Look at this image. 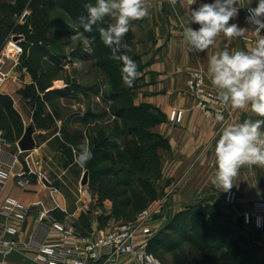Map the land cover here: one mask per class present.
<instances>
[{"label":"crops","instance_id":"1","mask_svg":"<svg viewBox=\"0 0 264 264\" xmlns=\"http://www.w3.org/2000/svg\"><path fill=\"white\" fill-rule=\"evenodd\" d=\"M213 2L214 0H196V3L189 5L187 0H176L175 4L170 3L169 0H147L149 15L141 20L130 22L132 43L126 48L125 55L135 61L139 73L138 78L133 82L130 102L135 106H149L153 112L161 116L148 128L153 136L162 139V143L156 147L159 175L156 181L158 195L151 203L155 206L151 220L153 234L197 203H201L203 209L207 208L211 213L219 210L231 221L245 227L242 225L240 215L245 206L240 204L224 206L221 193L210 187L209 178L215 167L214 146L221 129L229 124L243 122L245 119L256 120L260 117H257L250 109L234 110L231 107H226L222 113L215 116L206 115L199 108L196 98L186 85L189 74L194 70H200L204 74L206 87L216 90L211 85L208 58L225 49L231 52L250 48L256 39V37H249L250 34L246 38L234 39H227L221 34L216 38L214 45L206 51H188L187 47L182 44L183 28L189 26L193 29L199 28L198 24H189L190 12L203 3ZM241 3L244 6L239 8L238 16L230 20L229 23H235L240 27L249 29V24L246 23L245 19L244 7L248 4L256 5L257 0H241ZM110 19L115 22L114 17L110 16ZM9 35L5 36L4 40ZM81 66L80 62L74 60L66 65L65 69L72 67L80 71ZM16 74L18 73L14 70L12 77H15ZM69 76L70 79H64L63 83L68 91L65 94L67 95L66 98L68 101H72L64 105L70 109L64 117L54 118L55 121L50 126H33V105L27 103L26 98L28 96L15 90L20 87L16 78L9 80L10 76L0 90V94H8L12 97V113L20 115L21 120L25 123V128L32 126V137L35 142L34 147L30 150H21L18 147V141L25 131L24 128L22 135L15 141L14 147L9 141L3 146L5 160H11V156L16 154L18 149L21 150L17 154V158L30 178V182L22 187L16 183L15 177H11L0 190V203L6 196H12L31 206L24 221L9 220V223L19 228L20 232L15 237L21 241H26L34 231L39 209L48 210L59 220L64 219L66 214H71L70 210L68 211L66 208L67 206H65L66 212L64 214L51 211L50 203L52 200L54 199L56 204L60 205L61 201L55 198V194L49 190V186L46 187L45 185V188H41L33 182V172H35L33 160L35 159H39L41 162L44 177L39 174V178L40 180L43 179L45 184L51 183V181L46 180L45 167L50 165L64 167L67 162L68 165L75 162L76 149L74 154V145L67 142L70 148L66 152L63 150L61 141L64 140L62 139L61 121H64V124L74 131H79L81 141L90 148L91 129L89 130L87 127L94 125L95 122L89 119L88 122L84 123L83 104L76 98L83 96L82 88L90 84L84 83V77H80L77 73H70ZM31 82L32 80H30ZM71 83H73L72 86ZM56 86L54 84L46 87L44 91L54 89ZM46 105L48 106V104ZM172 108L184 110L180 123L175 124L167 120V115ZM45 114L47 113L43 112L42 115ZM217 116H222L223 120H218ZM0 129L4 134V130L1 127ZM94 134L95 131H93ZM233 188L244 198L264 197V169L247 166L241 168ZM103 209L94 214L89 213L92 215L91 218L89 217V221L82 225H77L75 221L80 212L75 215L71 214L75 221L76 231L80 235L102 234L120 222L117 214L112 211L109 200L104 201ZM99 213H103L102 219H98L96 214ZM248 230L254 229L248 227ZM252 235L253 242L260 247L261 252H264V236L255 230ZM36 238L39 240L41 234H38ZM33 255L32 249H17L0 255V261L13 264H30ZM119 259L111 264H118ZM127 262L123 263L127 264Z\"/></svg>","mask_w":264,"mask_h":264},{"label":"rangeland","instance_id":"2","mask_svg":"<svg viewBox=\"0 0 264 264\" xmlns=\"http://www.w3.org/2000/svg\"><path fill=\"white\" fill-rule=\"evenodd\" d=\"M5 1L13 9V13L10 16L12 26L7 30L6 36L10 33L18 32L23 33L25 36L23 41L24 52L18 66L13 69V72L15 70L19 75L16 74L15 77L11 76L9 80L16 78L20 87L15 90L21 92L23 95L25 93L30 94L26 98V101L28 104L33 105V126H50L55 121L54 118H61L67 114L70 108L64 104L72 101H68L66 98L67 95L65 94L68 91L63 82L64 79H70V73H77L80 77H84V83L90 84L82 88L83 96L76 97L83 104L82 110L85 111V115L83 116L84 123L88 122L89 119L95 122L94 125H88L87 127L89 130L91 129L90 139L93 136V131L97 132V130L100 131L101 138L108 136L98 157L100 161L93 164V167H90L88 164L91 159L83 167L79 166L76 162L69 165L67 162L64 167L50 165L47 168L45 167L44 171L47 174L46 180L51 181V183L45 184L43 179L40 180L39 173L35 172H33V182L37 183L41 188H45V185L46 187L49 186V190L54 192L55 198L61 201L60 205L56 204L57 202L53 199L50 203V207H52L51 211L64 214L66 212L65 206H67L66 208L73 215L80 212L78 219H75L77 225L86 224L89 221V217L91 218L92 216L89 213L94 214L96 211L103 209V204L106 200L111 202V209L117 214L118 220L126 221L131 219L140 209L153 203L157 196L145 206L124 204L123 200H125L128 194H120L124 187L122 185L114 186L112 182L115 179L113 170L106 167L111 166L113 160L119 157L117 154L123 152V147L126 145H129V147L125 152H130V148L136 143L143 142L144 146L141 148L145 150L142 152L144 158L147 154L150 156L154 152L153 146H151L154 139L146 133L148 121L152 117H147L148 113L146 110L139 111V116L134 117L131 121H128L124 114L122 116L119 114V106H121V103H128L127 97H131V92L133 91V87H127L122 80L121 69L123 65L115 67L109 62L107 46H105L101 39L100 31L86 32L84 28H80L76 24V18L79 16L78 12H74L73 17L64 9L56 8L49 10L45 18L57 16L62 24L50 26L49 39L45 42L37 43L33 40V14H35L34 10L41 13V6L38 5L39 11L33 0ZM25 10L28 12V15L23 22L19 18ZM113 23L115 22L110 20V25ZM0 27L2 26L0 25ZM81 33L83 37L90 41L89 44L86 45L83 39L73 38ZM2 42H0V45ZM83 59L84 61H82ZM74 60L80 62L82 69L80 71L72 67L71 69H65V66ZM30 80H32L31 83ZM54 84L57 85L54 89L44 91L46 87ZM70 85L72 86L73 83ZM120 85L124 88V96L121 99H117L114 93L117 88L119 90ZM41 93L43 94L41 95ZM8 98L12 99L8 94H0V127L5 132L3 134V144L5 145L9 141L12 144L11 146L14 147L15 141L24 131L25 123L21 120L18 113L6 114L2 103ZM76 107L79 106L76 105ZM43 112L47 114L42 115ZM145 118H147V122L141 123ZM61 124L62 139L65 141V143L61 141V144L63 145V150L66 152L70 148L67 144V135L72 134L74 130L66 126L64 121H61ZM129 131L133 133L129 134ZM77 138L75 136L73 138L75 140L72 142V145L76 149V155L81 151L80 146L84 145V142L80 138ZM92 144L90 140L89 149H91ZM148 146L150 149L147 148ZM106 156H109L112 161L105 159ZM150 165L154 174L153 183L156 188L158 168L155 156L150 159ZM85 170L88 171V181L86 184H81ZM96 215H98V219H102L103 213ZM191 215H193L195 220L200 222L198 224L200 226L212 228L228 225L231 240H241L244 243L253 240L252 233L255 229L248 230V227H242L238 223L231 221L221 211L217 210L211 213L207 208L203 209L201 203H197L185 211L178 219L171 221V225L176 233L173 231H163L164 229L162 231L167 232L165 234L181 242V246L187 250L186 256L202 254L200 258H194L195 260H203L202 264L225 263L220 260L219 254L213 250L207 249L204 252H200V250L190 248L189 251V245L183 242V239L188 235L195 234V232L190 233L189 231V219L187 220V218ZM197 229L198 227L196 228V233ZM226 248H229L228 245ZM256 251L257 255L262 254L261 251ZM155 253L163 264H173V254L169 253L166 249L160 247ZM229 257L232 259L233 254H229ZM125 261H128L127 264H137L134 259L128 256L119 259L118 264H124L123 262Z\"/></svg>","mask_w":264,"mask_h":264},{"label":"clouds","instance_id":"3","mask_svg":"<svg viewBox=\"0 0 264 264\" xmlns=\"http://www.w3.org/2000/svg\"><path fill=\"white\" fill-rule=\"evenodd\" d=\"M175 4L176 0H169ZM189 5L196 0H187ZM241 0H214L203 3L190 12L189 24H198L183 28L182 44L190 52H204L214 45L216 38L223 34L227 39L244 37L249 29L240 27L230 20L238 16ZM88 16L80 22L86 32L92 26L103 21L106 16L115 18V23L100 28V36L110 50L113 59L122 61V80L128 87L138 78L137 64L127 55H120L122 38L130 30V22L141 20L149 15L147 0H96L95 5L85 4ZM246 23L252 26L254 44L247 49L217 52L208 58V73L211 85L217 90V101L221 107L236 110L250 109L260 119H245L243 122L223 127L214 146L215 170L210 182L215 188L228 191L241 168L258 166L264 168V0H257L256 6L247 8ZM74 39L90 41L78 34ZM223 120L222 116H217ZM75 155V162L83 167L92 158V152L86 144ZM75 154V148L73 149Z\"/></svg>","mask_w":264,"mask_h":264},{"label":"built area","instance_id":"4","mask_svg":"<svg viewBox=\"0 0 264 264\" xmlns=\"http://www.w3.org/2000/svg\"><path fill=\"white\" fill-rule=\"evenodd\" d=\"M255 6L248 4L244 7L246 16L248 15L247 8ZM27 15L28 12L25 10L19 20L24 22ZM251 29L252 26L249 25V37H255L250 33ZM24 39L23 33H12L0 45V90L20 62L24 52ZM186 85L196 98L197 105L206 115L215 116L226 109V107H221L216 99L217 90L206 87L202 71H192L187 78ZM183 114L182 108H172L167 115V120L175 124L180 123ZM3 143V131L0 129V190L11 177H15L16 183L24 187L30 182V178L17 158L21 150L18 149L16 154L11 156V160H5ZM33 170L44 177L39 159L33 160ZM209 185L213 190L221 193L224 206L244 205L240 214L242 225L251 227L264 236V197L244 198L233 187L228 191H223L215 188L211 182ZM30 208V205L12 196H6L0 203V255L17 249L29 248L34 251L30 264H111L127 256L133 258L137 264H163L148 249L149 240L153 235L151 221L155 209L153 204L141 209L134 218L120 221L102 234L91 235H80L76 231L75 221L71 214H66L64 219L59 220L48 210L39 209L34 231L26 241H21L15 237L20 232L19 228L9 223V220L24 221ZM38 234H41L39 240L36 238ZM0 264L13 263L0 261Z\"/></svg>","mask_w":264,"mask_h":264},{"label":"trees","instance_id":"5","mask_svg":"<svg viewBox=\"0 0 264 264\" xmlns=\"http://www.w3.org/2000/svg\"><path fill=\"white\" fill-rule=\"evenodd\" d=\"M37 5V8L40 11L38 5L41 6V13H38L34 10L35 14H33V31H34V42L42 43L49 39V27L54 25H60V19L57 16H53L52 18L46 19L47 12L49 10H53L56 8L66 10L71 16L74 17V12H78L79 16L76 18V24L83 28L80 18L87 17L88 13L85 8V4H93L95 5L96 0H33ZM12 6L7 3L5 0H0V42L4 40L6 36L7 30L12 26V22L10 20V16L13 13ZM54 15H56L54 13ZM110 16H106L103 21L97 22V24L92 26L91 31H99L100 28H107L110 25ZM132 43V35L131 31L122 38L120 55L126 54V48ZM107 54L109 56V62L113 64L115 67L122 66V61L116 60L112 58L111 50L107 47ZM106 67V66H105ZM122 74V72H121ZM123 86L120 85V88L115 91L116 98H123L124 90ZM126 89V88H125ZM126 91V90H125ZM26 96H29V93H25ZM128 98V103H121L119 106V114L122 116L123 114L127 117L128 121L133 120L134 117L139 116V111H144L148 113L147 117H152L151 120L148 121L147 131L149 137H152L154 141L152 142L153 153L144 158V154L142 156V152L145 150L142 149L144 146L143 142L136 143L132 148H130V152H125L128 149L129 145L123 147V152H117L119 157H116L113 160L111 166H106L107 169L113 170V175L115 179L112 181L114 186L122 185L124 188L120 192L121 195L128 196L123 200L126 205H140L145 206L150 201L154 200L157 196V191L155 188V184L153 183L154 174L152 172V168L150 165V159L155 156L157 159V175H159V163L158 156L156 153V147L162 143V139L156 136H153L149 132V127L157 120L161 118L158 113L153 112L149 106L139 105L135 106L130 102V96ZM116 99V101H118ZM3 108L7 113H12V100L8 98L2 103ZM143 108V109H141ZM147 122V118L143 119L141 123ZM135 127V126H134ZM132 131H129V134H132ZM80 138L81 134L79 131H74L72 134L67 135V142L72 144L74 142V137ZM108 137V136H107ZM106 137V138H107ZM77 138V139H78ZM101 138L100 131H95V134L91 136V149L92 158L88 162L90 167H93V164L100 161L98 158L103 145L105 144V139ZM142 147V148H141ZM150 149V147H147ZM144 150V151H143ZM105 159H110L109 156H106ZM112 161V159H110ZM140 161V162H139ZM156 175V176H157ZM191 207V206H190ZM141 210V209H140ZM139 210V211H140ZM138 211V212H139ZM185 212V211H184ZM179 214L174 220L178 219L182 214ZM136 214L132 217L134 218ZM131 218V219H132ZM189 231L190 233H194V235H188L183 239V242L189 245L190 248H194L200 250V252H204V250L210 249L219 254L220 260L225 264H264V252L262 254L257 255V251L260 252V247H258L253 240L249 242H241V240H231L230 238V228L228 225L226 226H216V227H204L198 225L200 222L195 220L193 215L189 216ZM173 220V221H174ZM169 223L163 229L157 231L152 235L149 240L148 249L153 252L155 255V251L158 248H164L169 253L173 254V264H202L203 260H195L194 258H200L201 255H187L185 250L186 248L181 246V242L176 238H172L167 232L163 231H173V226ZM239 225V224H238ZM241 226V225H240ZM197 233H196V228ZM163 230V231H162ZM178 233V232H177ZM228 245L229 248H226ZM155 250V251H154ZM199 252V253H200ZM229 254H233V258L229 257Z\"/></svg>","mask_w":264,"mask_h":264},{"label":"water","instance_id":"6","mask_svg":"<svg viewBox=\"0 0 264 264\" xmlns=\"http://www.w3.org/2000/svg\"><path fill=\"white\" fill-rule=\"evenodd\" d=\"M33 128L32 126H27L25 128L23 136L18 141V147L21 150H30L34 147V139L32 137ZM88 181V171L85 170L84 175L81 180V184H86Z\"/></svg>","mask_w":264,"mask_h":264}]
</instances>
